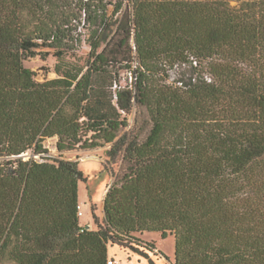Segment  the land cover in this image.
I'll use <instances>...</instances> for the list:
<instances>
[{"label": "trees", "instance_id": "16d2710c", "mask_svg": "<svg viewBox=\"0 0 264 264\" xmlns=\"http://www.w3.org/2000/svg\"><path fill=\"white\" fill-rule=\"evenodd\" d=\"M47 138L120 158L96 228ZM149 232L171 264H264V0H0V264H107Z\"/></svg>", "mask_w": 264, "mask_h": 264}, {"label": "rangeland", "instance_id": "374dc122", "mask_svg": "<svg viewBox=\"0 0 264 264\" xmlns=\"http://www.w3.org/2000/svg\"><path fill=\"white\" fill-rule=\"evenodd\" d=\"M88 49V46L84 44L78 51L77 57H80V62L84 61ZM56 62L57 58L52 54H49L46 59L37 54L24 60V64L35 72V78L39 81L57 76L54 70ZM126 78H128V81L130 80V76L124 71L121 84H125ZM133 121L134 113H131L129 115L130 126ZM55 140V138H47L44 142L49 150V155L58 159L77 160L85 177L78 184L79 210L82 214L79 223L81 226L89 225L91 228H96L91 206H95V213L101 219L103 217V199L108 186L114 180L111 173L112 171H118L120 158H117L114 163L109 160V143L93 149L78 148L60 152L55 147ZM28 157H30V153L24 155V158ZM135 236L142 242L154 244V250L150 252L135 244L136 248L145 252L140 253L127 248L122 250L116 245H109V256L121 261L123 264H152L151 261L154 264H171L174 261V240L172 236L162 238L159 233L151 232L136 234Z\"/></svg>", "mask_w": 264, "mask_h": 264}, {"label": "built area", "instance_id": "2783aa9c", "mask_svg": "<svg viewBox=\"0 0 264 264\" xmlns=\"http://www.w3.org/2000/svg\"><path fill=\"white\" fill-rule=\"evenodd\" d=\"M79 214L81 215L80 210H79ZM107 264H123V263L119 260H116L115 258H108Z\"/></svg>", "mask_w": 264, "mask_h": 264}, {"label": "water", "instance_id": "95a60500", "mask_svg": "<svg viewBox=\"0 0 264 264\" xmlns=\"http://www.w3.org/2000/svg\"><path fill=\"white\" fill-rule=\"evenodd\" d=\"M85 228H89V225H85Z\"/></svg>", "mask_w": 264, "mask_h": 264}, {"label": "crops", "instance_id": "0c3cea01", "mask_svg": "<svg viewBox=\"0 0 264 264\" xmlns=\"http://www.w3.org/2000/svg\"><path fill=\"white\" fill-rule=\"evenodd\" d=\"M82 216V215H81ZM89 228H91L90 226H89Z\"/></svg>", "mask_w": 264, "mask_h": 264}]
</instances>
